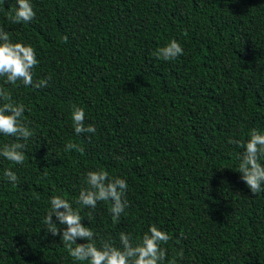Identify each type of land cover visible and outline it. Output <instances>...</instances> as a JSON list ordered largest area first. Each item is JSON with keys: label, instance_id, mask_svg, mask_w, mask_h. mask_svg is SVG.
Returning a JSON list of instances; mask_svg holds the SVG:
<instances>
[{"label": "trees", "instance_id": "16d2710c", "mask_svg": "<svg viewBox=\"0 0 264 264\" xmlns=\"http://www.w3.org/2000/svg\"><path fill=\"white\" fill-rule=\"evenodd\" d=\"M32 4L35 18L12 24L17 0H0V26L36 50L34 80H48L37 89L0 77L34 131L22 165L0 156V264H88L43 221L51 197L75 201L101 168L126 179L129 206L118 223L110 201L81 210L97 246L119 245L121 232L135 243L155 225L171 237L165 264H264V192L237 172L251 131H264V0ZM172 40L183 54L158 59ZM73 105L94 134L74 132ZM13 142L0 134V147Z\"/></svg>", "mask_w": 264, "mask_h": 264}, {"label": "clouds", "instance_id": "9594fccd", "mask_svg": "<svg viewBox=\"0 0 264 264\" xmlns=\"http://www.w3.org/2000/svg\"><path fill=\"white\" fill-rule=\"evenodd\" d=\"M36 16L32 0H17V7L7 13V19L12 24L31 22ZM183 54V48L172 40L156 52V57L164 61L175 60ZM39 61L36 50L31 45L13 42L10 35L0 26V77L5 82L17 86L18 82L25 87L44 88L48 80H34V69ZM25 105L12 99L11 92L0 85V134L15 138L16 142L0 147V156L15 165L25 161L26 144L34 135L27 122L23 119ZM71 118L74 132L77 135L95 133L92 124H86V114L82 107L73 105ZM239 144V141H230ZM83 148L75 143L67 142L65 151ZM240 178L254 195L264 192V131L253 129L250 138L244 145V151L239 157L238 171ZM4 176L13 185L18 181L17 174L11 169L4 171ZM128 184L122 177L112 176L104 169L90 170L86 173V186L82 187L75 201L56 195L50 199V209L44 217L46 232L53 236L60 235L63 246L69 255L77 262L88 264H165L167 249L163 245L171 239L170 235L153 225L148 231L133 242L131 233L119 234V245L111 239L102 240L97 246L96 233L82 223L83 208L95 209L98 202H111L110 213L113 223H118L125 214L129 202L126 199ZM76 205V207H74ZM55 216L56 220H53ZM90 220V217H88ZM59 222V225L57 224ZM60 226H64L61 235ZM78 240L85 243H77ZM183 258V250L178 253ZM167 264H176L173 258Z\"/></svg>", "mask_w": 264, "mask_h": 264}]
</instances>
